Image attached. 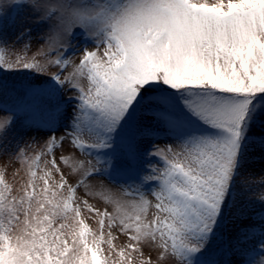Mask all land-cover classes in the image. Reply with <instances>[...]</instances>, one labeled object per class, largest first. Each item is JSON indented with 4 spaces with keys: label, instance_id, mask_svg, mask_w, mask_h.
<instances>
[{
    "label": "snow or ice",
    "instance_id": "6c2138e0",
    "mask_svg": "<svg viewBox=\"0 0 264 264\" xmlns=\"http://www.w3.org/2000/svg\"><path fill=\"white\" fill-rule=\"evenodd\" d=\"M25 9L46 31L9 55ZM21 70L0 264H264V0H0Z\"/></svg>",
    "mask_w": 264,
    "mask_h": 264
},
{
    "label": "rangeland",
    "instance_id": "374dc122",
    "mask_svg": "<svg viewBox=\"0 0 264 264\" xmlns=\"http://www.w3.org/2000/svg\"><path fill=\"white\" fill-rule=\"evenodd\" d=\"M27 28H31L30 35L25 34L20 39H17V37L20 36V33L22 31H25ZM45 31L46 29H44L42 26L34 24L29 19L26 9L22 10L19 16H17L16 24L15 25L9 24L4 29L5 38L7 39L8 44L10 45L11 48V50L9 51V55L13 54L12 50H18L23 48V45L25 43H29V42L35 43L39 41L40 38L44 35ZM0 78H3L4 80L10 83L39 79L38 77L35 76V74L23 70L13 74L0 73ZM46 131H47L46 129H40L39 132H37L34 130L17 127L13 135L22 136L25 141H30L32 137H36L37 140H39L41 134ZM59 134L60 133H57V135ZM262 170H264V160H261L259 157H257L255 160L252 161L251 171H253L256 174H259Z\"/></svg>",
    "mask_w": 264,
    "mask_h": 264
}]
</instances>
